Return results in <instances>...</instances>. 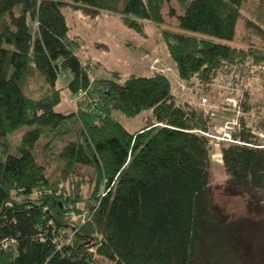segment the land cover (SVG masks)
Here are the masks:
<instances>
[{
	"label": "trees",
	"instance_id": "16d2710c",
	"mask_svg": "<svg viewBox=\"0 0 264 264\" xmlns=\"http://www.w3.org/2000/svg\"><path fill=\"white\" fill-rule=\"evenodd\" d=\"M177 1L183 13L169 10L177 25L168 30L162 10L170 0H0V264H97L95 256L109 264H264L263 137L241 119L259 115L252 104L243 107L264 72V0L257 24L246 25L262 45L245 48L237 44V22L246 0ZM67 7L92 19L118 16L140 34L145 23L156 26L169 73L93 78L75 53ZM233 75L247 93L239 115L221 106L232 113L222 125L238 121L239 143L219 144L227 180L211 188V143L203 133H211L220 107L206 105L224 99L223 81ZM36 79L39 98L26 92ZM196 88L205 93L199 103ZM63 94L76 97L68 111H58ZM115 112L150 115L130 133ZM22 127L30 130L10 154L8 137ZM65 135L71 138L54 159L58 182L68 180L71 193L50 183L36 158L43 138L46 158L51 139ZM77 166L93 170L80 225L64 219L65 212L83 214ZM37 188L47 192L34 199Z\"/></svg>",
	"mask_w": 264,
	"mask_h": 264
},
{
	"label": "rangeland",
	"instance_id": "374dc122",
	"mask_svg": "<svg viewBox=\"0 0 264 264\" xmlns=\"http://www.w3.org/2000/svg\"><path fill=\"white\" fill-rule=\"evenodd\" d=\"M169 10H172L176 15H181L183 10L177 0H170L169 4L165 5L162 10L164 18L163 27L168 30H174L177 23L174 18L168 15ZM62 13L65 15L70 30V36L73 37L79 45L75 53L78 55L82 63L89 65L90 74L93 78H110L112 77V74L116 73L121 79H125L129 75L149 76L152 75L153 72H158L159 70L169 73L168 68L165 70V67H172V61L161 40L160 31L156 26L145 23L143 34H140L125 27L118 16L101 13L99 16L92 19L85 17L80 11H76L71 7L63 8ZM257 17L258 0H246L237 22V44L239 47L245 48L247 47L246 45L249 44L262 45V43L251 34L252 29L246 27V25H253L252 23L257 24ZM248 34L249 38L247 37ZM156 60H158V64H155L156 62L154 63ZM258 74L259 76L255 78V81L251 82L249 88L251 96L250 101L252 102L248 101L249 105L246 104L243 107L242 104V107L245 111H248L252 104V107L259 112V115L255 116V118L243 116L241 119L247 126H253L255 130L259 129V134L263 135V138L260 137L259 139L261 144H264V72L261 70ZM61 75L63 76V74ZM41 85L42 81L36 79L31 84L30 88L26 89L28 96L39 98L44 94L43 90H40ZM241 89L243 93H247L243 86ZM202 90L203 89L200 90V88H196V91L194 92V101L196 103H199L200 99L205 96V93ZM69 99L75 101L76 97L71 94L68 96L63 94V99L58 107V111L69 110L67 109L68 107H71L68 101ZM209 99V101L214 103L206 105V107L211 109L210 107L213 104H217L218 107H220L217 117L214 120H211L210 131L212 134L221 136L222 134L219 133L220 131L218 133L217 131L222 126V121L232 113L228 112L227 109H221V106L222 108L225 107L222 96L213 100H211V98ZM243 99H245V96L242 97V101ZM112 116L128 132L134 133L145 126V117L147 114L142 113L135 118H126L121 113L115 112ZM28 130H30L29 127H22L9 135L7 142L8 152L10 154L14 153L16 148L21 144L20 139ZM50 136L51 135H48L47 139H49ZM69 138H71V135L51 139L52 143L50 144V151L49 154H45L46 158H43L44 156L40 154V147L45 144L47 139L43 138L36 150V153H38L36 158L39 163L46 166V173L50 183L58 182V177L60 176V163L54 159V155ZM221 148L222 145L219 144H210L209 146L211 159L209 185L211 188L222 186L227 180L221 161ZM75 173L77 175V180H74L73 178V182L80 183L78 194L80 195L81 200L76 207L80 211L83 210V214L79 216L76 213V210H73L70 214H68L69 212H65L64 219H70L72 222H78L80 225L86 221L88 216V214H86L87 209L85 208L87 199L93 189V185L88 182L93 175V170L77 166ZM69 179L71 180V178ZM58 184L59 191L65 189L66 193L72 192L68 180L66 182H58ZM35 191L36 192L32 197L34 199L43 197L44 192H47V190L43 188H37ZM231 208L236 209V204L232 203L230 209ZM66 227L68 228L66 230L67 233H71V226L68 225ZM94 260L97 264H109L98 256H95Z\"/></svg>",
	"mask_w": 264,
	"mask_h": 264
},
{
	"label": "built area",
	"instance_id": "2783aa9c",
	"mask_svg": "<svg viewBox=\"0 0 264 264\" xmlns=\"http://www.w3.org/2000/svg\"><path fill=\"white\" fill-rule=\"evenodd\" d=\"M156 62V63H155ZM155 64H158V60L154 61ZM167 70V69H165ZM158 72H163L159 70ZM165 73V72H164ZM178 86L180 91H186V86L178 82ZM242 86L244 88V80L239 75H233L230 78H227L223 81L222 89L225 91L226 96L224 97V104L225 106L229 107L232 112H236L237 115L240 114L241 111V103L243 92ZM201 103L203 105L207 104V99H202ZM238 127V121L236 119L232 121L225 122L217 131L221 136H217L211 133H203L205 137L210 139V143L213 145H218L220 143H227V144H238L239 142L233 138V134L235 129Z\"/></svg>",
	"mask_w": 264,
	"mask_h": 264
},
{
	"label": "crops",
	"instance_id": "0c3cea01",
	"mask_svg": "<svg viewBox=\"0 0 264 264\" xmlns=\"http://www.w3.org/2000/svg\"><path fill=\"white\" fill-rule=\"evenodd\" d=\"M70 34V33H69ZM192 99H194V98H192ZM251 100V96H250V99H249V101ZM194 101V100H193ZM250 102H252V101H250ZM147 114V116L145 117V118H147L149 115H150V113H146ZM262 137H263V135L262 134H260Z\"/></svg>",
	"mask_w": 264,
	"mask_h": 264
}]
</instances>
